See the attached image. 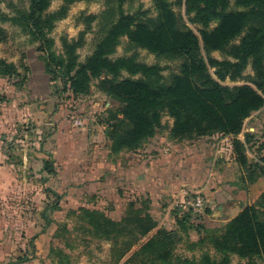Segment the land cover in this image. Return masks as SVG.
<instances>
[{
	"label": "trees",
	"instance_id": "1",
	"mask_svg": "<svg viewBox=\"0 0 264 264\" xmlns=\"http://www.w3.org/2000/svg\"><path fill=\"white\" fill-rule=\"evenodd\" d=\"M53 1L30 0L28 10H19L12 18L3 16L4 21L21 28L39 43L38 51L43 55L45 72L51 82H61L65 92L78 97L89 95L92 82L99 80V88L121 105L119 115L112 117L105 131L111 142L109 156L126 153V164L138 168L140 175V166L144 163L148 166L147 162L160 156L158 152L144 154V150L157 138L162 118L167 115L174 121L170 138L175 142L201 139L206 143L216 135L233 137V152L245 188L264 177V134L256 140V136L245 133L244 141L238 140L246 122L264 111V0H180L186 15H193L191 24L202 27L199 35L181 25L169 0H155L158 17L150 23L137 22L120 10L118 19L105 30L85 62H80L78 54L84 45V33L77 41L63 39V54L55 52V41L50 34L58 22L67 18L77 0H62V6L52 13L49 10ZM232 3L238 11L229 10ZM96 19L88 16V26ZM212 25L216 26L210 29ZM122 38H127L133 48L180 60L179 74L165 85L160 66L143 64L136 55L113 59ZM3 41L4 31L0 30V42ZM215 52L226 58L214 59ZM249 68L254 74L252 77L245 76ZM124 74L129 77L123 78ZM20 76L15 65L0 58V78ZM253 126L264 133L263 126L255 123ZM253 141L258 147L257 155L250 161L249 145ZM193 158L197 156L192 155L191 160ZM55 161L53 158L52 162L44 164L49 175H56ZM125 169L130 172L129 168ZM172 176L182 181L184 169L178 165ZM129 179L121 181L130 193H140V181L137 187L136 182ZM67 186V189L74 188L72 184ZM62 194L54 192L56 201L43 214L46 227L54 222L49 212L62 211ZM150 209L149 200L138 210L131 203L121 222L114 221L101 209L80 207L68 214L82 215L94 230L102 233L101 237L112 243L116 262H119L135 247H140V239L157 227ZM177 214L181 216L177 220L178 230L160 231L134 253L131 261L140 264V255L148 258V264H231L233 257L245 264L264 261V194L256 204L248 206L217 230L192 224L200 216L191 212L178 211ZM129 227H133L131 231ZM190 230L199 236L198 242L191 244L193 250L200 251L199 260L175 254L182 235ZM131 235L135 237L131 241L120 242ZM57 251L62 262L65 256Z\"/></svg>",
	"mask_w": 264,
	"mask_h": 264
},
{
	"label": "rangeland",
	"instance_id": "2",
	"mask_svg": "<svg viewBox=\"0 0 264 264\" xmlns=\"http://www.w3.org/2000/svg\"><path fill=\"white\" fill-rule=\"evenodd\" d=\"M169 2L180 19L181 25L198 34L202 27L191 24L190 21L193 15H186L185 7L179 4L180 0H169ZM29 6L30 0H0V30L4 31L5 38V41L0 42V58L19 69L20 77L7 78L5 80L20 93L28 92L25 87L31 73L28 62L35 56L43 62V55L38 51L39 43L34 42L21 28L12 25L9 21H4L3 16L12 18L17 11H26ZM61 6L62 0H54L49 11L52 13L56 12ZM120 10L126 15L133 16L137 22L150 23L156 21L158 17L155 0H77L70 8L67 18L58 22L56 28L50 34V37L55 41V52L58 55L63 54V39L77 41L80 35L84 33V45L78 50V54L80 62H85L92 55L97 42L101 39L105 30L118 19ZM229 10L238 11V8L232 3ZM88 16L97 18L89 26ZM215 26L212 25L210 29L215 28ZM133 55H136L137 59L143 64L160 66L163 69L162 84H169L172 77L180 72V60L158 57L147 51L133 48L127 38L120 40V44L112 58L117 59ZM212 57L220 61L226 58L220 52L213 53ZM253 75L250 68L245 73L247 77H252ZM128 77L127 74L123 75V78ZM22 82H25V85L19 86ZM50 98L56 101L59 106H63V109L68 112L66 121L70 122L71 125L68 131L65 130V147L72 149V153L70 156H68V152L64 154V157L58 156L59 160L55 161V163L64 162L66 164L67 169H60L61 171H59L66 179L62 181V176L60 177L59 174L58 178V173L57 175H49L47 173L45 177H37L35 171H18L16 174L18 187L15 186L13 191L7 193L11 195L10 198L8 196L0 205V209L3 211L1 213L0 228L4 231L0 236L1 242L12 245L13 252L16 254L14 259H23L25 257L32 259L33 257L32 260H37V262L51 259L52 263L50 264H55L54 260L59 259L57 249H61V254L65 256L63 259L68 264H114L116 254L111 252V245L101 237L102 233L94 230L87 220L81 218L82 215H69L68 213L72 209L76 210L80 207L94 209L96 206V202L92 201L90 197L79 196L80 193H84L82 189L81 192L79 191V187L87 185L90 174H93L91 168L94 164L93 153L95 147L100 146L104 152L108 149L110 150L111 142L103 134H105L107 129V123L110 120L112 121V117L119 115L121 105L99 88V80L92 82L89 95L75 97L71 93L64 91L61 82H51L50 78ZM173 123V119L169 116H163L161 128L157 130L159 138L188 147L199 141L198 139L182 142L173 141L170 138ZM254 123L264 127V111L254 115L246 122L243 134H264L253 126ZM51 129L52 127H49L47 132H51ZM67 134H70L69 139ZM95 134L97 135L95 136ZM223 139L226 138L219 135L208 138L206 144L209 146L211 158H214V160L218 158L219 152H222L219 150L220 147L225 150L228 149V143H223ZM164 143L166 144V142ZM167 148L169 149V147ZM120 155L114 156L111 154L109 160L114 163ZM256 155V149L251 151L252 157L255 158ZM50 158V156H47V161L52 162ZM67 159L78 161L79 163H75L78 167L72 170L71 165H69L71 161ZM123 164L121 163V166ZM79 173L81 174L80 177ZM240 177L242 178V175ZM68 181L74 182L75 185L72 184V186L75 190L65 188ZM241 183L243 184L242 180ZM124 187L125 184L122 185V188ZM71 190L75 192L74 196ZM54 192L63 193L61 201L62 211L49 212V216L54 219V222L51 227L46 229V221L43 218V214L56 201ZM65 192L69 193V195ZM123 194L127 196L126 199L123 198ZM115 195L118 203H104L102 207L117 222H121L125 218L131 203H133L136 210L143 206L138 196L131 195L129 197L125 192L122 195L119 192H115ZM15 197L16 200L14 199ZM100 206L97 207L101 208ZM176 209L183 211L179 207H176ZM129 228L131 231L133 227ZM133 238L135 237L131 235L120 239V242L131 241ZM186 247L189 249V246ZM53 248L57 252H50ZM182 250L181 247H178V254H184L181 253ZM189 251L193 252H185L188 256L192 255L195 259H200L201 253L197 249L193 250L190 248ZM233 260L236 259L233 257ZM242 262L245 264V261L239 259L235 264H242ZM257 264H264V261H258Z\"/></svg>",
	"mask_w": 264,
	"mask_h": 264
},
{
	"label": "crops",
	"instance_id": "3",
	"mask_svg": "<svg viewBox=\"0 0 264 264\" xmlns=\"http://www.w3.org/2000/svg\"><path fill=\"white\" fill-rule=\"evenodd\" d=\"M28 63L31 73L25 86L28 89L27 93L18 92L7 80L0 78V142L3 150L0 156V205L8 196L10 198L11 195L7 193L13 191L15 186L18 187L16 178L18 171H35L37 177H45L47 172L44 170V164L47 161V156H50L51 160L53 158L59 160L58 156L64 157L67 152L70 156L72 153V149L65 147V130L68 131L71 125L66 121V111L63 106H59L56 101L50 98V78L45 72V64L36 56ZM49 127H52L51 132H47ZM46 132L47 134H45ZM103 135L105 136V134ZM252 135L256 136V140L263 136V134ZM99 136L101 137V135ZM67 137L69 139L70 134H67ZM233 139V137H228L222 140L223 143H228V149H222L219 145V150L222 152H219L218 158L214 160L211 158L209 146L206 144L208 140L206 143L199 140L188 147L165 141L157 135V138L149 144V149L144 150V154L151 152L154 155L155 152H158L160 156L156 158L152 156L154 159L146 163L148 166H145V163L140 166V175L137 174L138 168H130L132 164H126V153H122L113 163L109 160V149L104 152L100 146L95 147L94 164L91 168L93 174H90L89 184L83 188L84 193H80L79 196L90 197L92 201L96 202L94 209L103 208L104 203H118L116 195L114 196L115 192H119L120 195L125 192L129 197L131 195L138 196L141 203L145 200L151 201L149 213L157 223V227L147 237L140 239V247H135L119 262H116L114 258V264H139L131 261L136 251L141 250L160 231L176 232L178 230L177 220L181 216L177 214L176 207H178L177 203L182 201L186 190L201 192L206 197L208 202L206 215L200 216V219L193 221L192 224L202 225L209 230L221 229L245 208L258 202L261 195L264 194V177L258 179L248 188L244 187L240 177L242 174L233 152ZM244 139L245 134L238 137V140L242 142ZM255 144L256 142L253 141L249 145L251 151L257 150L258 147ZM198 147L199 150H197ZM251 151L248 153L250 161L255 159L251 156ZM192 155H196L197 158L191 160ZM69 161L72 162V164L69 162L72 170L78 167L75 164L79 163L78 161L75 159ZM121 163H124L123 166ZM220 164L222 165L220 166ZM178 165L179 168L184 169L182 181L172 176ZM125 168H129L130 172L129 170L127 172ZM55 169L58 178L60 174L62 181L66 179L59 172L60 169H67L64 162L56 163ZM161 170L163 174H161ZM80 175L79 173V177ZM128 177L131 178V181L136 182L137 187H139L140 181V193H130L126 186L122 188L124 183L121 180L128 179L130 181ZM68 184L75 185L74 182L68 181L65 188L68 187ZM86 187L89 191H86ZM79 191L81 192V190ZM122 196L125 199L127 197L125 194ZM14 199L16 200V197ZM99 205L101 208L97 207ZM101 210L111 218L105 208ZM1 213L3 211L0 209V219ZM48 228L46 227V229ZM1 233L4 231L0 228V236ZM182 237L183 240L177 245L175 254L193 259L194 256H188L185 252H193L189 249L192 243L198 242L199 236L195 231L190 230L187 235L183 234ZM108 243L111 245V252H113L112 243ZM186 246H189V249ZM178 247L183 249L181 253L184 254H178ZM13 251L12 245L1 242L0 237V264L52 263L51 259L40 261L41 263L37 260L33 261V257L32 259L28 257L14 259L16 254ZM234 259L236 260H233L231 264H235L239 260L236 257ZM54 262L55 264H68L64 260L61 262L60 259L54 260ZM140 264H148V258L140 255Z\"/></svg>",
	"mask_w": 264,
	"mask_h": 264
},
{
	"label": "built area",
	"instance_id": "4",
	"mask_svg": "<svg viewBox=\"0 0 264 264\" xmlns=\"http://www.w3.org/2000/svg\"><path fill=\"white\" fill-rule=\"evenodd\" d=\"M2 153V144L0 142V156ZM177 206L183 211L191 212L197 216H204L208 210V202L203 193L198 191L186 190L182 201Z\"/></svg>",
	"mask_w": 264,
	"mask_h": 264
}]
</instances>
